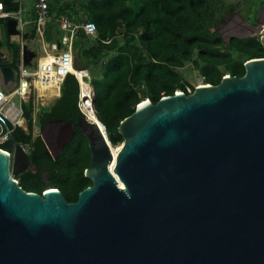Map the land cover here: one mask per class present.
Returning a JSON list of instances; mask_svg holds the SVG:
<instances>
[{"label": "water", "instance_id": "water-1", "mask_svg": "<svg viewBox=\"0 0 264 264\" xmlns=\"http://www.w3.org/2000/svg\"><path fill=\"white\" fill-rule=\"evenodd\" d=\"M242 28L221 30L224 40L259 36L264 46V27ZM7 33L19 35L15 18ZM2 45L1 36L5 63L12 58ZM20 48L32 67L38 53ZM74 66L85 68L77 55ZM245 69L139 103L118 126L116 157L103 123L79 116L93 184L75 202L58 188L26 191L15 176L29 153L22 144L13 156L0 148V264H264V57ZM18 74L0 66L6 85ZM57 122L67 130L59 155L75 129ZM42 138L50 146L46 131Z\"/></svg>", "mask_w": 264, "mask_h": 264}, {"label": "trees", "instance_id": "trees-1", "mask_svg": "<svg viewBox=\"0 0 264 264\" xmlns=\"http://www.w3.org/2000/svg\"><path fill=\"white\" fill-rule=\"evenodd\" d=\"M0 2L6 11L15 13L20 9L19 0ZM48 2L50 18L43 26V38L47 42L61 43V48H65L62 43L64 29L59 21L62 16L75 23L93 21L97 26L96 34H87L79 28L73 49L87 66H100L101 76H91L90 82L95 88L96 115L113 146L124 142L118 126L139 103L146 99L157 103L161 97L177 91L188 94L194 91L196 86H191L180 70L188 63L199 71L203 83L218 84L226 74L243 76L246 60L264 57V46L259 37L224 40L220 27L241 3L228 4L226 0ZM81 12L86 19H82ZM28 31L26 42L30 46L34 39L42 42L35 21ZM20 55L18 41L12 50V61L0 65L12 63L18 67ZM79 97V81L70 73L62 83L60 96L49 108L39 111L40 129L50 118L75 124L79 116L84 115L79 108ZM35 101V94H32L23 103L28 130L17 127L11 139L0 148L11 150L14 143L27 145L32 148V159L42 166L46 161V149L42 136L35 133ZM74 129L72 140L60 154L46 161L47 182L41 172L22 176L20 185L26 191L43 194L49 188H58L69 202H75L79 193L93 184L85 175L91 165L88 139L77 124Z\"/></svg>", "mask_w": 264, "mask_h": 264}, {"label": "built area", "instance_id": "built-area-1", "mask_svg": "<svg viewBox=\"0 0 264 264\" xmlns=\"http://www.w3.org/2000/svg\"><path fill=\"white\" fill-rule=\"evenodd\" d=\"M20 9L13 13L4 9L3 3L0 2V18L9 19L15 18L17 20V29L19 30L18 41L20 46L26 42L23 35L27 32L26 24L22 15L23 0H19ZM36 18L35 23L37 32L43 39V26L50 18L49 2L48 0H35ZM61 27L67 31L63 36L62 43L65 48H61L56 42L51 45V49L58 51V53H48L46 59L40 60L36 70L30 71L28 66H24L22 55L18 64V79L15 83H11L15 90L8 94L7 85L0 79V145L9 141L17 127H22L28 130V122L25 117V110L23 103L34 93L36 94L34 118L37 119L39 108V100L46 95L47 90L57 88L60 90L62 83L66 76L73 73L79 81L80 97L79 108L82 113L88 118L90 110L95 108V88L90 82L91 74L88 68L76 69L74 66L75 53L73 49L74 36L79 28H83L87 34H96L97 26L93 21H86L83 23H75L67 16L59 18ZM50 59V60H48ZM47 85L45 92L40 94V86ZM191 91L190 88H188ZM18 94L21 96L22 102L20 107L16 106L14 102H10L12 96ZM26 123H25V122ZM35 133H40V127H35ZM13 145L11 150H6L12 156L15 154L16 146ZM25 150H28L27 145H23ZM3 149V148H2ZM5 150V149H4ZM28 152V151H27Z\"/></svg>", "mask_w": 264, "mask_h": 264}, {"label": "rangeland", "instance_id": "rangeland-1", "mask_svg": "<svg viewBox=\"0 0 264 264\" xmlns=\"http://www.w3.org/2000/svg\"><path fill=\"white\" fill-rule=\"evenodd\" d=\"M28 1H29V3L31 2L32 4L35 2V0H25L24 4L27 5ZM70 1H74V0H70ZM262 1L263 0H226V2L228 4L241 3L238 11L240 12V14L242 16H246V15L251 16L254 11H257L259 9ZM81 16H82V19H86V17L84 16V14L82 12H81ZM6 31H7V20L2 19V20H0V36H2V39H3V45L1 47V49H2V51L6 52V54H8V51H10L11 57H13L12 56V50H13V47L15 46V44L18 42V37L15 35L9 36V35H7ZM225 33H227L226 30H225ZM229 38L230 37H228V39ZM40 44H41V42H39V41H37L34 45L31 44V46H33L34 48H37V50L39 52L38 54H40V52L42 53V51H43V49H42L43 44H41V48H40ZM43 53H45V51H43ZM40 57L37 56L34 59V62H33L34 65L32 67L28 66V69L30 71L37 69L38 63L40 61V59H39ZM83 64L85 67H87L89 69L92 77L101 76L100 66H94V65L87 66L85 60H84ZM180 70L183 73V76L190 82L191 86L192 85L198 86L200 84H207V83H203V79H202L199 71L196 68H194L192 63H188L185 67L181 68ZM7 89H8V91H7L8 94H11L15 90V88L13 87L12 84H8ZM50 91L56 92L57 88H52V89H50ZM33 94H35V97H36L37 92H34ZM55 99H56L55 95H53V94L43 95V97L40 98V100H39L40 110L43 108H45V109L49 108L55 102ZM10 102H14L16 106L20 107L21 102H22L21 96H19L18 94H15L14 96H12ZM35 127L36 128L39 127L38 119H36V121H35ZM42 131H43V129L40 130V133H39L40 135L43 133ZM112 147H116V146H112ZM42 175H43L42 177L47 182L49 179H48V174H46V171L43 172Z\"/></svg>", "mask_w": 264, "mask_h": 264}, {"label": "flooded vegetation", "instance_id": "flooded-vegetation-1", "mask_svg": "<svg viewBox=\"0 0 264 264\" xmlns=\"http://www.w3.org/2000/svg\"><path fill=\"white\" fill-rule=\"evenodd\" d=\"M239 8L240 7L235 8L233 11H231L228 14V16L225 20V23L221 27V30L225 29L227 32H231V33L232 32H238V29L242 28L244 26V23L248 24L249 27H252L255 30H257L260 26L262 28L264 27V0L261 2L259 9L257 11H254L251 16H249V15L242 16L240 14V12L238 11ZM244 32L247 33L246 31H244ZM234 37H236V36H231L230 39H232ZM246 38H249V37H246ZM3 57L7 58V57H9V55L5 53L3 55ZM11 61L12 60H9L5 63H10ZM0 63H3V62L0 61ZM58 120L62 121L59 118H50L46 124V127L45 128L43 127V131H42L43 133L41 134V136L44 134V131H46V135H47V138L49 140L48 143H50V146H48L47 142L44 141L45 142L44 146L46 149L44 158H46V161L52 160L58 156V147H57L59 145V144H57L58 139L63 137L67 133L66 128H62L59 125V123L57 122ZM75 124L73 123L74 127H75ZM27 151L30 155L31 162H30L29 166L24 171H22L16 175V176H18V179L17 178L16 179L18 180L19 184L22 181V176H27L29 174H31V175L38 174L39 172H41V175H42V173L45 171H46V174H48L46 161L44 160L45 161L44 164L42 166H39L36 163V161L33 160L31 157L32 148L28 147Z\"/></svg>", "mask_w": 264, "mask_h": 264}, {"label": "crops", "instance_id": "crops-1", "mask_svg": "<svg viewBox=\"0 0 264 264\" xmlns=\"http://www.w3.org/2000/svg\"><path fill=\"white\" fill-rule=\"evenodd\" d=\"M24 2H25V0H23V10H22V15H23V18H24V20L27 22V24H26V28H27V32L29 33V29H30V27H31V25H33L34 24V21H35V18H36V11H35V2L32 4L31 2L29 3V1H28V3H27V5L26 4H24ZM67 34V31L64 29V33H63V35H62V38H63V36L64 35H66ZM1 37V36H0ZM38 41V39H34V40H32L31 42H30V44H35L36 42ZM55 41V40H54ZM53 43H55V42H47V41H45L44 40V38L42 39V42H41V44H43L42 45V49H43V51H45V53H43V51H42V53L40 52V54H38V56L40 57L39 59L42 61V60H44V59H46V57H47V54L48 53H51V52H53V53H58V51H54V50H52L51 49V45L53 44ZM57 43V42H56ZM28 44V43H27ZM41 44H40V48H41ZM29 45V44H28ZM30 46V45H29ZM59 46L61 47V43H59ZM32 49H34L37 53H39L38 52V50H37V48H34L33 46H30ZM45 49V50H44ZM6 53V52H5ZM52 89V88H51ZM48 94H53V95H55V98H57L58 96H60V90H58L57 89V91L56 92H53V91H50V89L49 90H47V92H46V95H48Z\"/></svg>", "mask_w": 264, "mask_h": 264}, {"label": "bare ground", "instance_id": "bare-ground-1", "mask_svg": "<svg viewBox=\"0 0 264 264\" xmlns=\"http://www.w3.org/2000/svg\"><path fill=\"white\" fill-rule=\"evenodd\" d=\"M48 60H50V59H48ZM39 86H40V87H39V88H40V94L43 95V93L45 92V90H46L48 87H47V85H41V84H39ZM89 115L91 116L92 119L99 121V119H98V117H97V115L95 114L94 111L90 110ZM101 127H102V129H104L103 125H101ZM120 146H121V145L116 146V147H113L115 157H116V155H117V151L119 150ZM114 162H115V160H114Z\"/></svg>", "mask_w": 264, "mask_h": 264}]
</instances>
